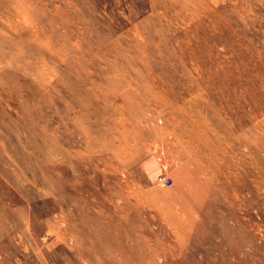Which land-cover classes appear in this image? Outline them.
<instances>
[{"label": "rangeland", "instance_id": "374dc122", "mask_svg": "<svg viewBox=\"0 0 264 264\" xmlns=\"http://www.w3.org/2000/svg\"><path fill=\"white\" fill-rule=\"evenodd\" d=\"M151 263L264 264V0H0V264Z\"/></svg>", "mask_w": 264, "mask_h": 264}, {"label": "bare ground", "instance_id": "6f19581e", "mask_svg": "<svg viewBox=\"0 0 264 264\" xmlns=\"http://www.w3.org/2000/svg\"><path fill=\"white\" fill-rule=\"evenodd\" d=\"M150 260V259H149ZM150 263V262H149ZM152 264V263H151Z\"/></svg>", "mask_w": 264, "mask_h": 264}]
</instances>
